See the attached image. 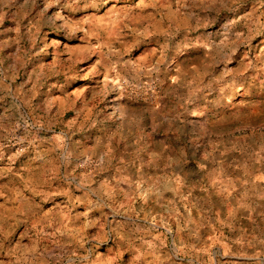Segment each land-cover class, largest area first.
<instances>
[{
    "label": "rangeland",
    "instance_id": "1",
    "mask_svg": "<svg viewBox=\"0 0 264 264\" xmlns=\"http://www.w3.org/2000/svg\"><path fill=\"white\" fill-rule=\"evenodd\" d=\"M74 126L34 215L0 182V264H264V0H0L3 162Z\"/></svg>",
    "mask_w": 264,
    "mask_h": 264
},
{
    "label": "crops",
    "instance_id": "2",
    "mask_svg": "<svg viewBox=\"0 0 264 264\" xmlns=\"http://www.w3.org/2000/svg\"><path fill=\"white\" fill-rule=\"evenodd\" d=\"M135 119L136 118H132V120L128 122L127 127L131 130H135V128H137L138 124ZM139 124L143 123L140 121ZM78 131L80 130H78L77 126H74L70 129L68 128L67 132H63L60 135L59 140L62 141L64 149L59 155L58 165H56V162H53L50 157L45 156L44 153L40 157L28 155L22 160H13L12 162L7 163L6 161L3 162L4 158L1 157L0 154V168L8 172L0 177V182H10L12 184L10 192L5 195H7V197L11 200V205L7 208V212L14 217L13 219H16L15 217L20 219L23 216L34 215V208L41 206V201L44 199L45 193L46 195L50 194L52 172L60 174L62 172L61 169L63 168L65 169L64 173L66 175L67 167L70 166L75 170H78L79 166L82 165V163H78V161H80L83 157H93L87 152V149H90L91 145L93 147L97 146L100 142L105 140L104 137L97 138L98 136L91 135L88 137L86 135H82V138H80L79 135L76 134ZM84 139H89V142H84ZM72 145H78V149H75L77 151L73 154L71 153ZM84 146L87 147L85 148ZM130 150V147H123L117 151L120 154L125 155V153ZM104 155L100 157V160L107 157L106 153H104ZM133 156H136V154ZM127 165L130 167L135 164L130 162ZM87 167H91V164H87ZM92 169H89V171L96 173V170H94V168ZM3 170H1V173H3Z\"/></svg>",
    "mask_w": 264,
    "mask_h": 264
}]
</instances>
